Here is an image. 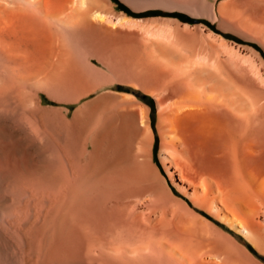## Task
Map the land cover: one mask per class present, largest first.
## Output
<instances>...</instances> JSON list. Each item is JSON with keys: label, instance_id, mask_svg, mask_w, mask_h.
Returning a JSON list of instances; mask_svg holds the SVG:
<instances>
[{"label": "bare ground", "instance_id": "obj_1", "mask_svg": "<svg viewBox=\"0 0 264 264\" xmlns=\"http://www.w3.org/2000/svg\"><path fill=\"white\" fill-rule=\"evenodd\" d=\"M149 1L184 7L198 16L232 20L234 24L245 20L239 7L253 5V23L264 21V0ZM107 14L98 0H0V95L7 97L32 85L50 91L73 90L77 94L73 99L80 100L106 85L104 81L92 84L106 75L97 68V62L118 75L144 78L146 87H150L146 89L152 93L159 91V85L165 86L170 77L164 94L166 99L173 97L178 106L167 115H163L164 109L158 110V125L165 121L169 125V144L174 152L164 147L163 162L173 168L171 175L177 173L181 180L178 184L194 205L243 232L264 250V109L251 107L250 94L249 109L239 108L237 92L242 88L237 90L233 78L222 83L224 76L221 83L213 82L222 97L204 102L193 87L195 82L187 77L190 70L186 68L187 74L185 68L186 72L152 56L146 64L137 44L140 35L108 24L129 22L131 18L119 14L112 20ZM20 18L42 29L44 39L40 41H44L31 53L22 48L25 51L20 53V48L13 46L19 31L15 32L14 26ZM25 35L19 36L25 40ZM261 40L264 42V36ZM115 57L117 60L112 61ZM124 63L135 64L126 71ZM160 98L158 104L162 105L166 100ZM146 107L129 110L134 109L133 123L142 132L137 148L138 172L156 197L149 213L143 209V199L135 200L125 191L113 192L117 183L111 189L113 193L108 192L104 186L107 179L98 181L93 169L81 166L73 140L49 147L48 157L38 153L43 144L27 127L0 128V136H16L13 141H0V264H93L96 254L106 255V264H261L235 238L224 235L185 206L174 205L173 196L151 166ZM22 149L37 151L38 156L12 155ZM157 209H163L161 218Z\"/></svg>", "mask_w": 264, "mask_h": 264}, {"label": "rangeland", "instance_id": "obj_2", "mask_svg": "<svg viewBox=\"0 0 264 264\" xmlns=\"http://www.w3.org/2000/svg\"><path fill=\"white\" fill-rule=\"evenodd\" d=\"M98 1L100 8L107 12V15H109L111 19H114L115 16L119 14H125L131 18L129 22H107L108 24H111V26L115 25V28L117 29L124 30L125 33H134L137 37L140 35L141 40L138 39L140 41H138L139 43L137 42V44H139V52L144 56L143 61H145L146 64L148 63L147 58L152 56L151 58H156L161 62L163 61L169 66L180 68L182 70H184L183 68L190 70V74L187 75V77L191 82L193 81L197 83H194L193 87L197 88H195L197 94L204 102L205 100H210V97L212 100V98L214 99L216 96H219V92L221 93V91L216 88V83L220 82L224 76V78H226L222 79V83H224L227 78L229 79L228 81L231 82V78H233L235 79L233 80V83H237L236 88H242L240 89V92L243 94L237 92L239 93V99L237 100L239 108L243 106L242 109H249V102H247V100L250 101V98L253 97V100H251V102L253 101L251 107H253V109H264V42L261 40L264 36V21L261 23H253V5L251 7L249 5H246V7L240 6L238 10L241 12L240 15L244 17L245 20L244 23L235 21L236 24H234V21L232 20L225 19L224 21L220 19H212L206 15L198 16L197 14H193V12L186 10L184 7L182 9L181 7L176 8V6L169 7V5L162 2L154 3L149 0ZM247 8H249V11ZM127 10H130L134 14L129 13ZM172 12L178 13L180 16L171 15ZM16 22L15 25H17L14 26V28L17 30L15 32L19 30L17 32L18 35L16 34V36H22L23 34L28 35L30 33L28 36L31 35V38L27 36L28 38L25 37L26 39L24 40L19 36L17 37V40L19 38L21 39L19 42L20 39L17 41L16 36L14 35L15 38H13L12 41H15L17 44L13 42L14 45H12L15 46L16 50L20 48V53H24L27 49V52H33L36 49L35 46L38 47L40 45L38 43L44 41H40V39L44 37L42 35V29H39L40 27L38 26L35 27V24L32 23H29L30 26L26 20H21V18ZM29 38L30 41L27 40ZM78 42L79 45L80 41L78 40ZM18 43L20 47L18 46ZM21 48L25 50H22ZM81 48H83V46H81ZM115 58H113L112 61H116L117 58ZM169 61L172 64L169 63ZM96 64L97 68L103 71L106 75L99 80L94 79L92 84L102 83V81H104L103 83H106V85L98 88V90L80 100L73 99L77 95L75 93L76 91L73 90L72 92L63 90L50 91L32 85L22 87L24 90L21 92L14 90L7 97L0 95V128L8 129L10 127L19 129L27 127L43 144V147L38 153H46V156L48 157L49 155L51 157V154L47 150L49 147L58 143L59 145L61 144L64 146L70 142V139L73 140L76 142L81 155V166L84 168L89 166V168L93 169L98 175V181L101 179H107L109 181L108 184L103 185L105 187L107 186L106 189H108V192H112V190L113 192H116V190L125 191L135 200L139 201L140 199H143V202L140 200L141 203L145 204V208L143 207V209L145 210V213H149L153 209L156 197L150 192L147 182L138 172L137 167L140 157L137 148L140 146L138 144H141L142 142V132L140 127L133 123L131 114V111L133 112L135 109L134 107L140 109V107H145L146 105L149 108L148 112L150 116V159L153 163H151V166L155 167L153 170H156L157 173H154L157 174V176L159 175L158 178H161V183H164L163 185L167 188L168 193L171 197L173 196L172 199L175 202L174 205H177L178 207L179 203V206H185L197 214L199 218L212 223L213 226L218 228V230L224 235L235 238L238 244L247 253L249 252V255L251 254L250 256L261 264H264V250L259 248L258 245L243 232H239L236 228L230 227L227 223L208 213L205 209L194 205L188 196V192H185L180 187L179 184H181V180L177 173L174 172L171 175L170 170H173V168H168V164L163 162L161 156L165 153H163L162 150L166 147L167 151L169 148V151L172 150L173 152V146L171 143V146H169L170 136L169 128H167L169 125H166L167 122L165 121V123H162L163 127L158 125V110L161 108L164 109L163 115H167L170 109L177 108V103H174L173 97H167V99L169 98L167 100L166 94H164L166 93V82L171 78L169 77V79L166 80L165 86L163 85L162 87L159 85L160 89L158 88L159 91L154 90L155 94L146 89L147 87H150H146L145 83L147 82L144 81V78H141L140 80V78H136L138 76H130L131 74L127 76L124 73L122 74L123 76L120 74L118 75L112 72L107 65L99 62ZM133 64L135 63H124V67H121L127 71V69L132 68L130 66H133ZM216 74H219L220 76L217 75V78L215 76ZM185 77L186 76H184V78ZM165 78L166 77H163L161 80L163 81ZM188 78L187 80L182 79L184 81H189ZM192 78L194 80H192ZM213 82L216 83L213 84ZM209 85H211L212 88H210ZM244 86L246 88H244ZM217 90H219L218 93L216 92ZM249 94L251 97L249 96L248 98L247 96ZM242 95L248 99L245 97L244 99H242L243 97L240 99ZM160 96L162 97L160 98ZM221 97L222 95L220 94L218 98ZM157 98H165L164 100L166 101L162 100L163 104L161 103L162 105H160L158 104ZM159 105L162 107H159ZM132 108L134 109L129 110ZM101 109L104 110L102 111ZM97 112H99L98 115L100 116L96 115ZM119 115L122 117H119ZM96 117H99V120ZM120 118H122V120ZM117 119H119L121 123ZM104 128H106V130L108 128L107 132L109 133H107ZM105 132L107 133V136L103 137V133ZM6 136H0V141L16 140L15 135H9V137ZM38 153L31 149H22L20 151H13L12 155L16 157L33 158L37 157ZM176 153L178 154V152ZM94 157L98 159L96 160ZM133 161L135 162L133 163ZM105 174L107 177H103ZM100 175H102V177ZM114 184H116V186ZM112 187L114 189H112ZM173 200L171 201L173 202ZM158 207L159 205L157 208ZM160 210L161 209H157L156 213L159 218H161V212L163 209L161 212ZM169 216L170 215L167 217ZM102 260L105 262L107 256L96 254L93 264H99ZM106 263L107 262H105V264Z\"/></svg>", "mask_w": 264, "mask_h": 264}, {"label": "trees", "instance_id": "obj_3", "mask_svg": "<svg viewBox=\"0 0 264 264\" xmlns=\"http://www.w3.org/2000/svg\"><path fill=\"white\" fill-rule=\"evenodd\" d=\"M129 13H131V14H134L133 12H131L130 10H127ZM171 15H176V16H180L178 13H174V12H172L171 13Z\"/></svg>", "mask_w": 264, "mask_h": 264}]
</instances>
